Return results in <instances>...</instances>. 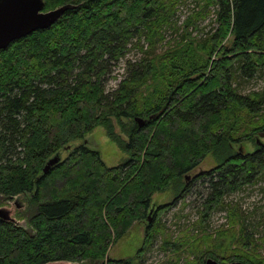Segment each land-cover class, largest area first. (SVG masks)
<instances>
[{"label":"trees","instance_id":"16d2710c","mask_svg":"<svg viewBox=\"0 0 264 264\" xmlns=\"http://www.w3.org/2000/svg\"><path fill=\"white\" fill-rule=\"evenodd\" d=\"M180 1L43 0L44 11L74 7L0 49V204L24 196L16 213L26 222L0 220V264H139L107 253L140 222L144 249L163 236L160 215L174 202L155 206L154 193L172 189L176 201L200 179L205 219L263 181L264 90L241 86L264 72V0H193L186 29L210 14L213 28L160 49ZM97 126L127 154L118 165L72 144ZM245 141L254 151L234 149ZM209 153L216 165L187 182ZM237 205L226 209V228L169 234L161 248L184 264H264Z\"/></svg>","mask_w":264,"mask_h":264},{"label":"rangeland","instance_id":"374dc122","mask_svg":"<svg viewBox=\"0 0 264 264\" xmlns=\"http://www.w3.org/2000/svg\"><path fill=\"white\" fill-rule=\"evenodd\" d=\"M198 7L193 0H181L178 4L176 15L172 18L171 25H168L164 32V41L158 44L160 49H165L169 44H172L174 40H180L181 34L188 32L191 36L201 37L213 28V14L208 15L205 19L199 18L194 21L193 24L185 27L186 19L192 14L193 11L198 12ZM199 40V39H198ZM229 42V40L227 41ZM133 54V53H132ZM134 55V54H133ZM215 58V54L212 59ZM124 61L116 67V74L123 75ZM119 78V77H118ZM117 80H112L110 86H114ZM264 90V72H261L251 79L243 82L241 90L248 92L249 90ZM119 131L118 126H116ZM123 135V134H122ZM124 136V135H123ZM258 138H262L258 136ZM264 142V139H262ZM85 143L88 146L97 149L103 161L108 166H115L124 161L127 158V154L123 152L117 145L112 142L103 126L95 127L91 132L87 133L83 139H77L72 142L73 145ZM234 149H241L247 152H252L255 149V145L249 141L243 143H234ZM67 156V150L60 152V157L63 159ZM217 161L216 158L209 153L202 160V162L193 171L188 174L187 182H191L194 177L201 172L211 170ZM263 181H259L254 186H248L235 194L227 196L224 201L223 208L212 212V214L205 219H202L201 204L204 197L207 195L206 184L202 183L200 179L191 182L189 191L185 196L180 197L176 201L174 200V192L172 189L154 193L152 196V203L157 206L159 204H169L174 202L168 209L164 210L160 215V221L164 225L163 236L156 237L154 243L145 249L143 246L144 228L145 224L140 222L135 224L129 232L120 239L117 243L110 245L107 256L109 258L116 259H129L135 257L139 264H184L181 259L177 258V253L166 248L162 249V237L169 234L172 238L183 237L181 240H185L186 236L202 234H215L222 227L228 226L227 211L226 209L239 207L246 214V227L248 231L253 232V238L260 244V253L264 254V178ZM17 199L22 203L24 208L25 199L24 196H16L11 200L5 201L0 204V207H8L13 211L14 217L17 218V211L15 209L13 201ZM231 205V207H230ZM154 206V207H155ZM229 207V208H228ZM251 222L249 223L248 222ZM184 234V235H183ZM139 251L142 252L141 256L138 255ZM179 253V252H178ZM55 264H86V263H72V262H57Z\"/></svg>","mask_w":264,"mask_h":264},{"label":"water","instance_id":"95a60500","mask_svg":"<svg viewBox=\"0 0 264 264\" xmlns=\"http://www.w3.org/2000/svg\"><path fill=\"white\" fill-rule=\"evenodd\" d=\"M43 7V0H0V49L7 47L12 41L26 36L37 29L49 27L58 20L66 10L72 9L74 6L65 4L48 11H44ZM259 136L263 137L264 133H259ZM58 159L57 156L50 158L43 168V172H46L51 165L58 161ZM13 204L15 209L22 208V203L18 202L17 199L13 201ZM0 220L13 223L15 226L25 227L26 225L25 220H17L11 208L8 207H0ZM57 262L65 261L49 262L46 264H55ZM205 264L222 263L212 258H207ZM224 264L243 263L233 261Z\"/></svg>","mask_w":264,"mask_h":264}]
</instances>
